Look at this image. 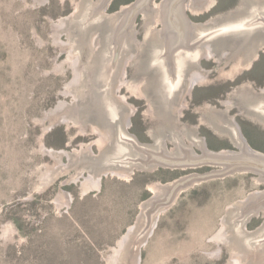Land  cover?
Here are the masks:
<instances>
[{
    "label": "rangeland",
    "instance_id": "374dc122",
    "mask_svg": "<svg viewBox=\"0 0 264 264\" xmlns=\"http://www.w3.org/2000/svg\"><path fill=\"white\" fill-rule=\"evenodd\" d=\"M134 1L112 0L106 13ZM80 2L0 0V264H111L119 240L137 221L141 203L155 194L154 184L220 168L133 167L125 175L107 170L94 189L75 180L77 169L71 168L40 190L43 164L58 166V161L42 151L44 126L34 118L45 119L60 100L75 101V96L62 94L73 69L49 72L61 51L53 43L52 22L73 13ZM240 2L217 0L207 12L189 13L194 22H205ZM221 56L204 57L205 67L212 70L208 81L195 83L193 96L187 94L189 109L183 111V122L178 120L184 130L195 125L208 138L209 148L218 151L237 144L230 131L210 129L204 115L213 112L211 104L228 107L225 98L239 97L238 89L264 90V49L252 69H244L242 55L230 64V55L220 63ZM121 93L136 106L132 132L140 142L156 144L152 131L165 135L162 124L170 120L148 114V97L131 86ZM232 111L248 143L264 152V120L239 115L242 106ZM94 130L90 126V134L79 132L78 125L68 123L47 131L45 144L72 151L96 143L92 147L102 152L105 137ZM258 190H264V182L256 172L184 188L178 206L161 214L156 233L141 248L142 264H230L231 247L224 246V257L205 254L219 245L210 238L223 228L228 206L244 203ZM87 195L92 198L86 200Z\"/></svg>",
    "mask_w": 264,
    "mask_h": 264
},
{
    "label": "water",
    "instance_id": "95a60500",
    "mask_svg": "<svg viewBox=\"0 0 264 264\" xmlns=\"http://www.w3.org/2000/svg\"><path fill=\"white\" fill-rule=\"evenodd\" d=\"M112 0H81L73 13L52 22L53 43L61 47L56 73L72 68L73 77L62 94L75 101H58L46 111L40 147L58 161L43 164L40 190L71 168L75 180L85 189L98 186L101 174L113 170L125 175L133 167L151 170L159 166L195 168L219 166L206 172H192L171 183L154 184L155 194L141 203L137 221L126 231L111 264H142L141 248H147L162 213L178 206L184 188L256 172L264 182V152L247 141L232 109L239 115L264 120V90L238 89L239 97L225 98L227 106L212 105L204 117L210 129L230 131L237 147L211 150L208 138L195 126L183 122L189 109L187 94L195 83H207L211 69L204 57L230 55L229 63L242 55L244 69H252L255 57L264 49V0H241L235 8L205 22H194L189 10L207 12L217 0H135L119 11L106 13ZM148 97V114L170 120L162 124L165 135L152 131L156 144L140 142L131 127L136 106L129 104L121 89ZM72 123L79 132L105 137L101 150L96 143L80 144L72 151L49 148L47 131ZM110 172V171H109ZM223 228L216 238V251L224 257V246L233 248L230 264H264V190L253 191L244 203L228 206Z\"/></svg>",
    "mask_w": 264,
    "mask_h": 264
},
{
    "label": "bare ground",
    "instance_id": "6f19581e",
    "mask_svg": "<svg viewBox=\"0 0 264 264\" xmlns=\"http://www.w3.org/2000/svg\"><path fill=\"white\" fill-rule=\"evenodd\" d=\"M99 180H101V179H99ZM99 183H101L100 181H99ZM99 183H98V185H99ZM97 187H99V186H97ZM154 189V188H153ZM124 239V236L119 240V242H118V246L120 247V244H121V242H122V240ZM116 248V247H115ZM119 250V248L117 249V251ZM117 251H115V252H117ZM113 256H114V254H113Z\"/></svg>",
    "mask_w": 264,
    "mask_h": 264
},
{
    "label": "trees",
    "instance_id": "16d2710c",
    "mask_svg": "<svg viewBox=\"0 0 264 264\" xmlns=\"http://www.w3.org/2000/svg\"><path fill=\"white\" fill-rule=\"evenodd\" d=\"M135 178H137V176H136ZM89 198H92V197H91V196H89V195H87L85 199L87 200V199H89ZM92 200H93V199H92ZM19 225H20V227L22 228V224H21V223H19ZM22 229H23V228H22ZM113 240H114V238H113L111 241H113Z\"/></svg>",
    "mask_w": 264,
    "mask_h": 264
}]
</instances>
